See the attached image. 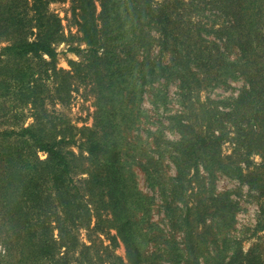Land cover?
<instances>
[{"label": "trees", "instance_id": "obj_1", "mask_svg": "<svg viewBox=\"0 0 264 264\" xmlns=\"http://www.w3.org/2000/svg\"><path fill=\"white\" fill-rule=\"evenodd\" d=\"M50 1L0 0V43L7 42L0 46V264H156L163 254L171 264H264L258 252L219 236L234 220L228 195L209 194L213 203L227 201L211 224L205 201L187 195L194 181L205 189L217 172L264 190V0H99L98 14L94 0H81L87 48L69 70L57 67L62 26ZM237 77L245 84L236 96L195 97ZM171 78L183 98L182 110L168 115L179 138L148 130L156 143L148 153L142 136L129 133L139 128L147 86ZM74 79L92 84V126L77 128L47 107L70 97ZM77 135L87 154L69 149ZM229 140L234 152L224 155ZM137 157H145L138 163L146 182L165 200L168 237L152 219L154 195L137 187ZM165 157L176 168L167 180ZM80 172L87 176L76 178ZM93 220L96 231L116 230L126 257L80 240L77 230ZM150 243L158 246L152 254Z\"/></svg>", "mask_w": 264, "mask_h": 264}, {"label": "rangeland", "instance_id": "obj_2", "mask_svg": "<svg viewBox=\"0 0 264 264\" xmlns=\"http://www.w3.org/2000/svg\"><path fill=\"white\" fill-rule=\"evenodd\" d=\"M94 1L96 5V13L98 14L101 11V5L99 0ZM79 3L81 4V0H51L48 4L49 10L60 18L62 26V40L54 44L57 51L56 63L58 68L72 69L70 61H81L85 56L87 44L81 38L82 32L79 30L77 22L80 18V9L78 8ZM201 4L203 5L204 3L202 2ZM76 6L77 8H75ZM207 12L209 13L208 16L215 18L213 15L214 13ZM221 21L222 18H220L218 22ZM216 26H219V24ZM204 36L210 39H215L214 34ZM5 44H7L6 41L1 42L0 46ZM158 51L159 47L157 46L153 52L156 54ZM237 53L238 48L233 47L231 54L232 57H236ZM45 58L50 59L48 55H45ZM164 60H168V54L164 56ZM244 84L245 80L242 77L229 79L227 84L204 87L198 94H195V97H199L201 101H206L208 98L218 99L227 96H236ZM2 100L3 99L1 98L0 101ZM182 100L179 80L176 78H171L170 80L161 79L159 82H155L153 87L147 86L143 95V100L140 104L142 114L140 117L139 128L136 127L132 129L129 136H142L143 140L146 141L143 150L148 153L156 148V143L153 141V138L148 137V130L155 131L158 128H161L165 138L170 140L178 139L179 133L170 128L168 115L182 110ZM94 102L95 93L92 90V84L85 82V80L80 81L74 79L70 97L63 100H48L46 104L50 110L60 113L69 124L80 128L82 126H92L94 122V113L96 111V105ZM11 103H13L12 99L5 104L7 107L9 106L11 108ZM2 113L3 109L0 108V114ZM32 119L31 116L28 117L26 119V124L30 123ZM9 122L12 121L10 120ZM129 136L128 138H130ZM77 139V144L69 145V149L75 151L77 154H87L80 150L81 140L79 139V135H77ZM233 152V142L230 140L225 141L222 145V153L228 155L233 154ZM39 154L42 158L46 157V153L43 151L39 152ZM250 158L256 163L262 161L259 154H252ZM136 160L137 161H131V166L137 187L144 194L154 195L151 216L152 219L163 229V233L168 237L172 234V229L170 221L165 216V200L161 197L158 190L152 189L146 182L145 173L138 163L139 160L144 161L145 157H137ZM163 164L164 178L166 180L168 177L176 175L175 165L168 157L164 158ZM201 173L206 174L203 168H201ZM85 176H87L86 173L80 172L76 174V178H83ZM193 186L194 188L190 187L187 190V195L190 197L191 203L199 202V200L205 201V204L209 207L207 209L208 222H212V217L215 219V222L216 218L217 221L220 219L218 216V210L221 209L219 203L227 202L225 197H219L216 202L213 203L209 198V194L214 196L217 194L228 195L233 202H230V208L232 207L234 209V220L230 224L228 223L229 225L227 224L225 227H221L225 229L219 233V236L222 235V233H226L232 239L237 240L244 251L253 250L254 252H258L260 256L264 258V190L252 188L247 183L241 182L237 178L220 172L216 173L213 182L206 179L205 189L200 188L196 181H194ZM210 213H213V215ZM211 222L209 224H211ZM93 225L94 220L92 221L90 228L82 226L77 230L78 237L81 241L89 244L92 240H95L97 246H101V244H104L105 246L109 245L110 250L116 255L126 257V250L123 242L119 239L117 241H114L115 239H113V236L116 235L115 229L111 228L107 231H96L93 229ZM153 231L156 232V229ZM180 235L181 233L178 232V238H180ZM113 241L116 243H112ZM163 246H166V242L163 243ZM103 248L104 247L100 248V250H103ZM147 250L152 254V252L158 250V246L154 243H150L147 246ZM167 255L168 254H163V257L159 259L156 264H171V261L167 259Z\"/></svg>", "mask_w": 264, "mask_h": 264}]
</instances>
